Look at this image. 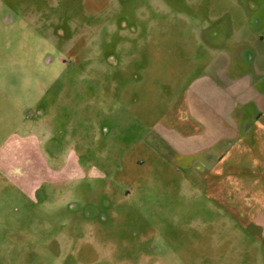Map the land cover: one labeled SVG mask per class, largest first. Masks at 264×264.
Segmentation results:
<instances>
[{"label": "rangeland", "instance_id": "1", "mask_svg": "<svg viewBox=\"0 0 264 264\" xmlns=\"http://www.w3.org/2000/svg\"><path fill=\"white\" fill-rule=\"evenodd\" d=\"M240 48L264 96V0H0V264H264V113L175 137Z\"/></svg>", "mask_w": 264, "mask_h": 264}, {"label": "crops", "instance_id": "2", "mask_svg": "<svg viewBox=\"0 0 264 264\" xmlns=\"http://www.w3.org/2000/svg\"><path fill=\"white\" fill-rule=\"evenodd\" d=\"M258 23V20L255 21V24ZM241 43L242 42L239 41L236 45L243 47ZM225 56L227 63L224 64L225 69L223 70L222 76L228 79V84L230 86L249 90V94L246 95V93H244L246 92L245 90L241 92L238 97H227V95H225L226 86L218 83L220 81L209 82L207 79V86H212L213 89L220 90L225 95V98H219L218 100L208 97L198 99L199 101L201 100L199 103L206 105V110L198 111L196 114L193 113L191 120L196 123L200 130L191 134H177L175 132L176 139L180 143H185L186 147H189L185 148L188 152L182 155L192 157L196 154L206 152V154L214 156V161L217 164H220L223 159L226 158L230 151L228 149H231V146L228 144L229 146L227 149H217L216 151V147L226 139L232 140L239 135L243 136L244 139L247 137V140L251 141V143H255L259 132L263 131V128L259 127L258 123L264 113V96H262L263 94L258 95L257 92H254V89H256L254 78L257 82H260V79L263 77L262 73L259 72L255 66L248 72L242 70L244 64L249 62V59L242 53L241 48L238 51L234 49L233 52H226V54H224V57ZM235 60H237L238 63ZM235 64L238 65L240 71L237 70V72H233L232 70L231 72ZM250 92L254 95L250 94ZM223 104L224 106L220 108ZM211 128L216 131V135L214 133H209ZM208 134H214V140L209 145L205 142L206 138L210 136ZM193 144L196 145L192 146ZM195 146L197 148H195ZM192 148L195 149L192 150Z\"/></svg>", "mask_w": 264, "mask_h": 264}]
</instances>
